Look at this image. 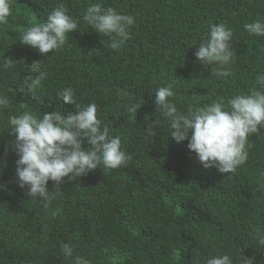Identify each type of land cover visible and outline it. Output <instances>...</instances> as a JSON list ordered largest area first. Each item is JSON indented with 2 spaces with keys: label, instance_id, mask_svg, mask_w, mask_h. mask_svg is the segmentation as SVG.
<instances>
[{
  "label": "trees",
  "instance_id": "trees-1",
  "mask_svg": "<svg viewBox=\"0 0 264 264\" xmlns=\"http://www.w3.org/2000/svg\"><path fill=\"white\" fill-rule=\"evenodd\" d=\"M61 5L79 26L63 49L43 56L22 45L25 32ZM94 5L135 18L120 52L84 23ZM11 9L9 23L0 25V98L9 101L0 107V264H75L78 257L88 264H208L225 255L232 264H243L244 256L264 264V128L249 138L246 165L221 175L198 162L190 138L171 139V122L155 104L157 90L169 84L175 93L169 102L181 115L190 106L261 90L264 37L245 26L264 23V0H14ZM220 24L233 33L236 55L223 68H206L196 53ZM215 70L231 75L217 77ZM40 75L45 78L30 95L25 85ZM68 89L73 105L61 98ZM93 103L102 129L121 139L131 160L119 170L101 166L75 183L66 179L46 210L18 187L9 118L67 116ZM135 106H141L136 118L129 112ZM156 121L151 137L146 132ZM62 244L74 248L72 258Z\"/></svg>",
  "mask_w": 264,
  "mask_h": 264
},
{
  "label": "clouds",
  "instance_id": "clouds-1",
  "mask_svg": "<svg viewBox=\"0 0 264 264\" xmlns=\"http://www.w3.org/2000/svg\"><path fill=\"white\" fill-rule=\"evenodd\" d=\"M14 0H0V25H7L12 15ZM68 9L61 5L49 16L46 23L32 26L22 36V45L38 50L43 56L59 52L68 43L69 34L78 31V24L67 14ZM84 23L104 37L111 40L110 48L120 52L131 39L130 29L135 26V18L121 15L115 9L105 10L94 5L87 9ZM246 31L258 37H264V23L255 22L245 26ZM233 33L224 24L213 25L210 38L196 53L197 60L206 68L229 65L236 55ZM41 62L31 66L39 71ZM6 69L14 67V61L6 60ZM212 75L228 77L231 72L215 70ZM44 76L40 75L26 84L29 94H34ZM31 80L32 78L29 77ZM261 90H253L250 95H241L227 102L220 99L210 106L189 107L186 115H181L176 106L170 103L175 97L173 85L161 87L155 94L157 112L171 122V139L177 144L189 140V151L196 154L198 162L205 169L215 168L221 175L234 174L249 160L247 147L249 138L260 134L264 128V76L257 77ZM73 91L66 90L62 95L64 103L73 105ZM9 101L0 98V107H8ZM227 105V106H226ZM141 106L130 107L129 112L136 118ZM11 135L15 139L10 148L18 157L16 177L18 187L27 189L31 200L44 201L43 207L50 208L52 201L62 195L61 186L75 183L78 179L95 172L103 166L108 171L127 167L131 157L122 151L120 138L110 137L108 127H103L98 119V106L93 103L84 109L76 108V113L67 116L55 112L43 114L39 118L31 113L19 117H10ZM158 121L148 127L147 134L157 135ZM90 147L85 150L84 145ZM7 155V153L5 154ZM2 178V170H0ZM54 184L49 192V182ZM2 190V189H0ZM59 212L54 213V218ZM264 246V239L260 240ZM66 258H72L74 248L70 244L61 245ZM75 264H88L76 258ZM208 264H232L229 256L212 258ZM243 264H255V257H243Z\"/></svg>",
  "mask_w": 264,
  "mask_h": 264
}]
</instances>
